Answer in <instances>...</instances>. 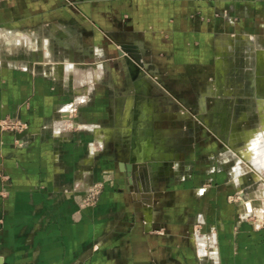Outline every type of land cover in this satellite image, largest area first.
<instances>
[{
    "label": "crops",
    "instance_id": "1",
    "mask_svg": "<svg viewBox=\"0 0 264 264\" xmlns=\"http://www.w3.org/2000/svg\"><path fill=\"white\" fill-rule=\"evenodd\" d=\"M244 18L264 25V0H0V264H264V227L228 215L226 202L201 205L206 189L184 187V178L158 183L170 164L178 176L183 131L159 120L167 115L155 103L160 93H147L143 80L128 87L114 70L124 63L117 42L139 50L144 80L189 72ZM256 56L260 65L264 54ZM68 59L78 74L61 71ZM239 70L237 82L213 79L222 97L213 125L223 110L228 116L219 133H228L242 94L264 98L257 76L254 90L240 91ZM6 118L26 125L3 128ZM132 156L145 182L127 183ZM96 181L104 183L99 199L79 209L74 190Z\"/></svg>",
    "mask_w": 264,
    "mask_h": 264
},
{
    "label": "rangeland",
    "instance_id": "2",
    "mask_svg": "<svg viewBox=\"0 0 264 264\" xmlns=\"http://www.w3.org/2000/svg\"><path fill=\"white\" fill-rule=\"evenodd\" d=\"M231 21L230 24H233L234 19ZM261 23L257 27L254 20L250 18L242 19V24L239 25L235 22L232 27L227 29L228 39L225 45L211 51L212 59L209 62L204 61L201 64L196 62V64L190 65L189 72L174 71L162 77V80L152 74H148L147 79H142L147 68L143 67L139 50L132 47L131 44L126 46L123 43L114 42L116 45L115 59L121 57L124 61L123 64L121 62V64H114L115 73L120 77L124 73L127 74L128 80L131 81L130 85H127L128 87L133 88L135 82L143 80L142 84H145L147 93H160L158 96L155 95L158 99H155V103L165 105L167 115L159 120H168L169 126H177V128H173L174 131L178 129L183 131L181 134L175 135L178 138V145L173 144L177 148L176 152L179 153L176 156L181 165L178 176L171 170L172 164L169 163V169H163V174L158 175V183L164 185L178 183L180 179L184 178L179 181L184 187L186 184H194L196 187L206 189L198 199H195L201 205L207 200L220 201L221 205L226 202L228 215L236 218L243 217L256 228L264 227V104H262L264 98L258 102V98L247 94L243 96L241 93L239 102L234 103L236 110L230 116L231 126L228 127V133L223 134L217 131V125L221 122L223 114L225 115V110L220 115V121L213 125V117L219 109L222 97L220 94L212 93V90H214L213 79L216 76V68L218 71L216 63L218 56H220L221 63L231 82H237L242 75L239 68L242 66L244 69L246 82L243 87H240V91L254 90L255 86L252 85V81L255 76H257V88L259 85L261 86V82L264 86V61H262L264 59H261L259 65L256 56L258 51L264 54V29H262L264 25ZM256 38H259L258 43L255 41ZM22 49L24 53L25 47ZM5 50L6 54L4 55ZM2 52L4 57H11L9 48H4ZM68 60V64H61V71H68L72 76L78 74L80 65L76 64V59ZM83 69L85 68L83 67ZM160 87L164 91L160 92L161 90L158 89ZM155 96H148V98ZM159 98H161V102ZM74 104L72 103V105ZM171 104L175 105L173 108L177 112H173L172 117L169 116ZM166 117L168 118L164 119ZM161 123L162 121L157 122V126ZM167 124L163 127L164 129ZM16 125V128H20L26 124L17 119L15 121L6 118L2 121L3 128H13L12 126ZM172 147L170 146V148ZM240 150L242 155L239 153ZM239 160H242V163ZM238 163L242 164L243 171L237 173L238 176H234L232 174ZM146 178L147 172L144 168L137 183L145 182ZM235 178H237V183ZM103 184V181H96L82 187L83 189L78 187L79 190H74L78 194L75 197L79 209L91 206L99 199ZM96 191L99 193L96 194ZM173 193L178 199H186L185 196H178L175 191ZM211 210L213 211V209ZM212 215H214L213 212ZM195 225L197 226L198 223ZM206 234L211 235L210 233ZM209 244L214 245L212 241Z\"/></svg>",
    "mask_w": 264,
    "mask_h": 264
},
{
    "label": "bare ground",
    "instance_id": "3",
    "mask_svg": "<svg viewBox=\"0 0 264 264\" xmlns=\"http://www.w3.org/2000/svg\"><path fill=\"white\" fill-rule=\"evenodd\" d=\"M226 76H228V73H227V71H226V69H224V67H223V65H222V63H220L219 61H218V71H217V73H216V78H215V81H216V86L217 87H219V84H220V81L222 82V83H224V82H227V81H225V79H224V77H226ZM261 80V79H260ZM229 82V81H228ZM229 84V83H228ZM261 84H262V82H261ZM227 85V84H226ZM226 87V86H225ZM262 87V85L260 86L259 85V88H261ZM233 90V89H232ZM261 91H262V94H264V87H262V89H261ZM225 93H226V95L227 94H229L230 95V89H229V86L227 85V87H226V89H225ZM261 96V95H260ZM228 97V96H227ZM229 102V101H228ZM225 109V108H224ZM222 115V114H221ZM226 117H228L226 114L224 115L223 114V116L221 117V125H222V123L224 124V123H226L225 121H226ZM220 118V117H219ZM225 118V119H224ZM229 120V119H228ZM220 121V120H219ZM220 123H218V128L220 129V131L221 132H225L226 130H227V128L226 127H221L220 128ZM218 129V130H219ZM227 133V132H226ZM242 150V149H241Z\"/></svg>",
    "mask_w": 264,
    "mask_h": 264
},
{
    "label": "water",
    "instance_id": "4",
    "mask_svg": "<svg viewBox=\"0 0 264 264\" xmlns=\"http://www.w3.org/2000/svg\"><path fill=\"white\" fill-rule=\"evenodd\" d=\"M136 156V154H134ZM138 157H131L128 161H126L125 168H126V178L127 183H132L133 177L136 182L139 181L141 177V172L137 173V164H138ZM146 162V160L144 161Z\"/></svg>",
    "mask_w": 264,
    "mask_h": 264
},
{
    "label": "built area",
    "instance_id": "5",
    "mask_svg": "<svg viewBox=\"0 0 264 264\" xmlns=\"http://www.w3.org/2000/svg\"><path fill=\"white\" fill-rule=\"evenodd\" d=\"M13 128H16L17 127V125L16 126H12ZM97 192L99 193V191H96V194H97Z\"/></svg>",
    "mask_w": 264,
    "mask_h": 264
}]
</instances>
